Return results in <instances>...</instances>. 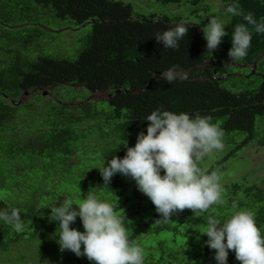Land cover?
Segmentation results:
<instances>
[{"label": "trees", "instance_id": "16d2710c", "mask_svg": "<svg viewBox=\"0 0 264 264\" xmlns=\"http://www.w3.org/2000/svg\"><path fill=\"white\" fill-rule=\"evenodd\" d=\"M156 1L188 5L189 14L196 17L201 16V9H207L202 7V0ZM230 3H238L242 12H251L257 21L264 19V0H223L225 7ZM223 15L227 18L226 35L219 49L210 52L205 49L204 20L191 23L180 15H163L164 20L157 21L155 13L136 14L133 5L122 0H0V93L17 101L26 90L50 89L56 84L89 92L125 90L105 100L78 104H62L60 97L51 99L40 92L19 105L0 96V209H18L24 224L17 232L0 222V251L27 240L40 246L39 256L46 252L39 257L41 261L95 264L84 255L61 252L55 239L58 222L49 220L50 207L59 206L65 198L79 202L89 194L113 206L129 240L143 249L144 264H216L215 250L204 243L207 236L198 228L202 232L209 214L227 219L237 210L232 208L233 202L238 209L254 213L264 236V187L256 183H223L224 204H214L202 214L192 215L191 209L182 214L178 210L171 214V220L156 223L160 214L153 204L148 206L153 209L151 213L145 218L140 216L145 209L139 206L141 201H136L135 182L129 196L127 176L114 174L104 186L98 169L113 155H125L121 142L133 146L137 134L146 133V116L157 108L207 116L223 130L224 142L230 146L223 148L224 153L209 172L221 170L248 144L264 145V126L260 124L264 120V73L258 87H239L238 91L222 85L223 80L233 76L213 78L234 72V65H225L220 57L228 56L233 26L247 25L242 16L226 11ZM43 18L68 20L75 27L85 22L90 25L84 47L74 58L25 52L45 32L50 33L46 31L48 23L38 24ZM180 22H187V35L179 40L177 49L163 48L155 34ZM247 26L252 30L251 25ZM23 27L34 31L20 37L10 34L14 30L21 34ZM262 52L264 33L252 30L247 55L236 63L250 65ZM168 69H175L178 77L170 84L159 77ZM136 90L140 92H133ZM70 227L83 231L79 216ZM160 235L165 237L155 240ZM17 246L19 252H25ZM18 262L32 264L24 254L18 255ZM227 262L240 264L232 250Z\"/></svg>", "mask_w": 264, "mask_h": 264}, {"label": "clouds", "instance_id": "9594fccd", "mask_svg": "<svg viewBox=\"0 0 264 264\" xmlns=\"http://www.w3.org/2000/svg\"><path fill=\"white\" fill-rule=\"evenodd\" d=\"M225 11L242 16L252 30L264 33V19L257 21L251 12H242L238 3L228 4ZM208 18L203 35L205 49L212 52L226 35L224 26L227 23L214 15ZM247 25L233 26L228 50L231 62L240 61L247 55L252 31ZM187 32V22H180L154 37L163 48L177 49L179 40ZM159 77L169 84L178 78L175 69L162 71ZM145 120L149 122L146 133L139 132L133 146H128L127 141L121 142L126 148L125 155H113L98 168L103 185L108 186L111 177L117 173L133 179L137 189L151 200L160 214L156 223L171 220V214L185 208L191 209L193 214H202L214 204H224L220 176L215 171L208 173L197 164L224 148L223 130L207 116L161 108L153 110ZM232 208L237 210L224 220L211 214L206 216L202 232L198 229L200 234L207 236L204 243L215 250L216 264H228L229 250L234 251L240 264H264V236L255 223L254 213L238 209L236 202ZM50 209L49 220L58 222L55 239L61 252L69 250L77 256L84 255L95 264H144L143 249L129 240L121 217L109 202L89 194L79 202L65 198L59 206ZM77 216L83 231L70 227ZM0 222L17 232L24 227L16 208L0 209Z\"/></svg>", "mask_w": 264, "mask_h": 264}, {"label": "rangeland", "instance_id": "374dc122", "mask_svg": "<svg viewBox=\"0 0 264 264\" xmlns=\"http://www.w3.org/2000/svg\"><path fill=\"white\" fill-rule=\"evenodd\" d=\"M124 2H129L133 5V10L136 14H149L155 13L158 17H163V15L174 16L180 15L183 19H187L188 22L191 23H199L201 20H204L205 23L208 22L209 15H214L218 20L222 22H227V18L223 13L225 12V6L223 4V0H202V7L206 6V11L204 9L200 10V17H196L195 15L189 14V6L184 4H175V3H167L162 4L156 0H122ZM49 24V27H46L44 37L34 45H30L25 52L27 54L34 55L36 53H52L61 57L66 58H74L78 52L84 47L85 39L87 35L91 31V27L89 24H86L80 29H77L75 26L70 25L67 21L65 22H58L52 21L50 19H41L38 23L42 26H45V22ZM227 27V24L224 26ZM23 32L14 30L11 31V35L14 37H20V35H24L25 33H31L34 30L31 27H23ZM43 31V30H41ZM53 33V34H52ZM21 36V37H22ZM219 46V44H218ZM217 46V50L219 49ZM40 50V51H39ZM215 50V49H214ZM210 62V61H209ZM208 62V63H209ZM231 65V64H230ZM234 76L222 81V85L228 89L233 91H238L239 87L243 88H256L260 85L262 77L261 73H264V56L259 61L257 65L256 72L252 74L248 71L244 66H233ZM241 70L240 72H237ZM236 84L237 86H235ZM55 88V89H54ZM44 90H53L54 91L50 94L54 99L60 97L61 102L64 103H74L85 100L87 98H92L93 100H105L108 94V90L103 91H96V92H89L87 90L78 91L72 87L66 85H54L50 89L43 88ZM37 94V93H36ZM32 95H27L23 97L24 101L31 98ZM83 96H86L85 99H81ZM52 99V98H51ZM58 99V98H57ZM74 99V100H73ZM259 118L257 119V121ZM261 125L264 126V120L260 122ZM226 138L222 137V142L224 144V149L229 148L230 145H227L224 141ZM227 145V146H226ZM224 153L223 149L219 151H214L213 153L206 156L203 160L197 162L198 166L202 169L206 170L208 173L209 167ZM220 176V183L231 184L232 182H240L241 185H250L256 183L257 185L264 187V145H257L255 143H251L246 145L241 152L234 158H231L227 161L221 170H213ZM161 174H163V169H161ZM126 182H128L127 193L129 196H132L134 190L135 182L130 177L125 178ZM137 202H139V206L144 208V212L140 215L142 218H145L149 213L152 212V208L148 207L151 204V200L142 192L138 190L136 195ZM136 202V203H137ZM134 203V202H133ZM138 204V203H137ZM132 206L128 209V213L132 212L136 205ZM182 214L189 212L188 208L181 210ZM193 215V212H192ZM140 219V217H137ZM183 228H181L182 230ZM201 229V228H198ZM264 232V225L262 228ZM165 236L160 235L158 238L154 239H161ZM152 239V241L154 240ZM185 244V243H184ZM23 247L25 252H19L18 246ZM17 245H12L8 251H0V264H18V255L24 254L27 256L29 261L32 264H55L49 260L43 259L40 260V256H45L46 253H42L39 256V251L41 250L38 244H33V242L27 240H20V243ZM39 258V259H38ZM41 262H40V261Z\"/></svg>", "mask_w": 264, "mask_h": 264}, {"label": "water", "instance_id": "95a60500", "mask_svg": "<svg viewBox=\"0 0 264 264\" xmlns=\"http://www.w3.org/2000/svg\"><path fill=\"white\" fill-rule=\"evenodd\" d=\"M161 19L164 20V18H162V17H157V18H156L157 21H159V20H161ZM89 22H92V20L89 21ZM86 24H87V22L83 23L81 26H78V27H76V28L79 29V28H81L82 26H84V25H86ZM212 52H214V50H212ZM217 56L220 57L219 55H217ZM263 56H264V52L260 53V54H259V55L253 60V62H252L250 65H248V64H238V63H236V62H231L229 56L220 57V58L223 60L224 64H233V65H238V66H239V65H241V66H247V67H249V68L251 69L250 72L253 74L254 71H255V68H256V65H257L258 61H259ZM233 75H235V74H234V73H230V74H222V75H216V76L213 77V78H216L217 80H223V79H225L226 77L233 76ZM148 85H149V83L147 84V86H145L144 89H146V88L148 87ZM121 91H125V90H123V89H117V90H114V91H112V92H108L106 99L112 97V96L115 95V94H119ZM34 92H40V93L42 94V96H44V97L53 98V97L49 94V92H48L47 90H44V89L41 88V87H36V88H32V89H30V90H26V91H24V92L19 96V98H18L17 101H13L11 98H9V96L5 95L4 93H0V96L5 97V98H6L10 103H12V104L19 105V104H21V103L24 101L23 97H25V96H27V95H32ZM91 92H95V91H91ZM133 92H140V90H136V91H133ZM53 99H54V98H53ZM90 101H94V100H93L92 98H90V96H89V98H87V99H85V100H82V101H79V102H74V103H64V104H78V103H84V102H90ZM62 104H63V103H62Z\"/></svg>", "mask_w": 264, "mask_h": 264}, {"label": "bare ground", "instance_id": "6f19581e", "mask_svg": "<svg viewBox=\"0 0 264 264\" xmlns=\"http://www.w3.org/2000/svg\"><path fill=\"white\" fill-rule=\"evenodd\" d=\"M214 52H215V50H214ZM225 65H228V64H225ZM231 65H233V64H231ZM234 66H236V67H237L238 65H234ZM233 76H234V75H233Z\"/></svg>", "mask_w": 264, "mask_h": 264}, {"label": "flooded vegetation", "instance_id": "af4514ba", "mask_svg": "<svg viewBox=\"0 0 264 264\" xmlns=\"http://www.w3.org/2000/svg\"><path fill=\"white\" fill-rule=\"evenodd\" d=\"M223 65V64H222Z\"/></svg>", "mask_w": 264, "mask_h": 264}]
</instances>
